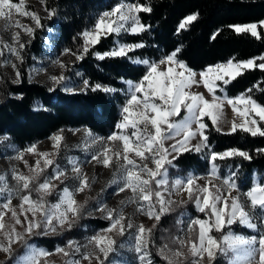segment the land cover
<instances>
[{
	"label": "snow or ice",
	"instance_id": "snow-or-ice-1",
	"mask_svg": "<svg viewBox=\"0 0 264 264\" xmlns=\"http://www.w3.org/2000/svg\"><path fill=\"white\" fill-rule=\"evenodd\" d=\"M151 11L150 5L139 2L117 4L110 11L103 12L91 30L80 34L83 44L80 51L74 55L77 59L82 60L90 48L99 43L103 35H119L121 31H130L133 34L146 31L148 26L140 22L139 13H150ZM13 12L20 16H28L34 21L36 27L41 26L39 16L25 10L24 0H19V3H13L12 0H0V18L11 22ZM48 15L51 17L54 12L49 11ZM197 18L198 13L186 16L180 21L177 32L186 29ZM15 26L22 27L18 20L15 21ZM230 27L237 34L250 33L259 39L261 35L258 27L264 28V20L246 25H231ZM24 31L32 35L34 29L24 27ZM13 40L18 45L17 48H12L0 41V49L8 47L17 59H22L18 49H22L24 45L19 42V33L13 36ZM143 47V43L120 44L117 42L111 50L104 53L96 52L94 55L100 60L129 58L130 52ZM180 51L181 49L177 47L172 52L165 53L158 61L135 60V63L145 65L146 71L136 82L125 81L128 85L127 99L121 110V120L115 125L116 131L106 138L93 137L91 132L87 133L92 143L99 142L101 144V149L91 155V160L106 168L115 167L116 169L113 179L108 182L109 185L118 184L117 194L126 190L132 193L127 201H121V207L118 210L108 209L106 206L98 208L105 214L104 218L108 219L110 224L101 233L90 237L89 244L94 250H98L105 259L114 250L113 246L115 245V240L108 237L106 233L116 229L119 234L123 235L125 227H133L131 223L127 225L124 223L123 206L126 203H136L138 211L156 221H159L161 215L169 210V206L174 203L170 199H165V194L161 191V189L167 190V168L165 166L172 163V160L168 159L172 153L179 155L182 151L201 152L207 149V159L211 164L210 176L216 179H220L217 175V160L233 156L249 160L252 158L248 152L239 149H228L223 152L212 150L205 134L208 127L205 118L211 120L217 131H222L220 122L224 118L223 107L227 104L232 107L234 116L240 118L239 123L235 118L231 122L229 130L231 133L240 130L253 137H264V124L260 123L264 122V105L258 104L250 95L243 93L237 97H228L224 93L223 87L217 83V81H222L226 85L246 69L264 70V56L235 63L234 58L229 59L226 63L210 65L197 73L179 59ZM2 54V50H0V55ZM60 66L66 67L63 64ZM12 67L16 68V65L13 64ZM16 77L18 81L20 77L18 69ZM65 79L64 75L51 77L53 84L56 85L61 84ZM84 85L85 88L91 87L92 91L100 90L106 93L116 91L115 88L99 83L90 86L87 80L84 81ZM193 85H203L211 98H206L203 93L191 91ZM218 90L224 94L218 95ZM248 92H251V89ZM239 105H243V107H238ZM132 109L137 111L133 113ZM181 111L185 113L183 118L173 119L179 116ZM254 117H259L260 122ZM128 129L132 130L130 134ZM176 137L182 138L176 139ZM197 137H199L198 142L194 145L191 144V141ZM50 139L53 141V153H38L36 145H30L15 157L23 159L26 151L39 158L35 165L29 168L32 175L19 173L16 169L12 170V178L16 181L14 188H9L5 175H0V191L9 193L6 201L0 204V252L7 254L11 260L14 244L21 243L26 249L25 254L19 257L15 264H45L43 258L51 253L30 246L25 237L54 233L58 227L66 226L71 229L84 208V205L77 203L75 195L86 189L90 190L92 183L95 182L94 178L90 179L82 171L78 161L69 158L73 172L71 178L73 184L71 188L64 186L57 189L53 182L59 180L63 184L64 179L62 178H67L66 170L60 168L51 157L59 154L63 137L57 133ZM173 139L176 142L169 148H165V141ZM257 151L264 153V149H257ZM172 159H176V156H173ZM41 161H43L42 165ZM149 163L153 167H149ZM25 165L28 166L27 161H25ZM48 168L52 169L51 174L44 176L41 181L40 177ZM234 176L233 173L223 180V184L229 189L237 187ZM197 179L199 177L190 174L186 178L175 180L172 185L177 193L187 192L189 200L195 203L197 210L206 215V219L196 218L190 221L188 233L198 230L195 235L187 236L185 240L180 241V247L187 246L191 257L197 258L193 259L192 264H201L205 254L210 261L214 260L217 252L224 255L232 252L234 256L230 264H253V261H256V264H264V232L260 233L259 238L256 236L245 237L231 231L225 232V228L234 223H239L250 229H257L258 225L253 222L250 211H246L245 204L241 203L238 197L222 196L220 188L212 184L211 180L200 186L196 184ZM33 192L37 194L35 199L32 198ZM53 193L57 195V201L49 203L46 197ZM13 194L20 199L19 211L11 204ZM245 195L250 201L252 209L259 208L264 212V183L254 184ZM144 202H147L146 207ZM8 213L11 214V224L5 221V216ZM18 225L23 231H17L16 226ZM155 227L156 225H153V228ZM213 230L220 232L221 236L213 237L211 234ZM151 233V228L146 229L143 225L137 226L136 251L143 253L142 264H145V261L146 264H151V261L147 260L148 253L146 252L147 237L151 236ZM166 249L167 245L160 250V254L164 256L168 264H179L178 258L184 253L178 249L171 252L169 256L166 254ZM55 251L58 254H63L64 257H70V255L80 252V246L69 241L66 248L58 247ZM81 258L92 264L93 253H81ZM95 259L99 264H104L99 255H96ZM65 264H81V260L66 259Z\"/></svg>",
	"mask_w": 264,
	"mask_h": 264
},
{
	"label": "trees",
	"instance_id": "trees-1",
	"mask_svg": "<svg viewBox=\"0 0 264 264\" xmlns=\"http://www.w3.org/2000/svg\"><path fill=\"white\" fill-rule=\"evenodd\" d=\"M45 11L39 16L41 26L36 29L30 47L22 51L29 63L40 51V38L50 31V43L55 54L70 49L78 53L83 44L81 33L92 28L102 12L110 11L121 1L139 2L151 6L150 13L140 12V22L146 31L137 34H110L100 38L82 60L75 62L82 78L95 84L115 88V92L83 91L68 93L58 87L49 90L46 86L28 81L20 69L17 83H11L0 73V137H6L12 144L24 149L44 140L65 128H85L94 134L107 136L115 130L119 121V106L126 93L125 81H138L146 71V66L135 63L137 59L158 61L165 53L177 47L181 49L179 59L196 72L210 65L226 63L234 58V63L264 56V28H259L261 38L250 33L237 34L231 25H246L264 20V0H37ZM54 15L49 17L48 12ZM198 13V18L186 29L177 32L178 25L186 16ZM215 36V38H213ZM143 43L128 54L129 58L97 59L94 53L111 50L116 43ZM1 71V69H0ZM228 97L247 94L258 104L264 105V70L246 69L228 84L217 81ZM251 89V92L248 90ZM224 93L217 91L218 95ZM179 115L177 118L181 117ZM208 127L205 134L212 150L223 152L239 149L252 157L244 159L233 156L217 160L218 173L229 177L233 173L239 194L247 193L254 185L264 183V137L251 136L237 130L235 133L217 131L205 118ZM207 149L201 152H184L172 161V175L205 174L210 167ZM253 222L258 225L255 232L229 226L233 233L246 236L264 232V214L259 208L251 213ZM86 227L93 230L104 229L106 222L98 219L86 220ZM60 239L37 238V245L53 250ZM157 263L161 264L159 258ZM212 264H223L217 259Z\"/></svg>",
	"mask_w": 264,
	"mask_h": 264
},
{
	"label": "rangeland",
	"instance_id": "rangeland-1",
	"mask_svg": "<svg viewBox=\"0 0 264 264\" xmlns=\"http://www.w3.org/2000/svg\"><path fill=\"white\" fill-rule=\"evenodd\" d=\"M13 3H19V0H12ZM130 4L125 1H121L119 4ZM25 10L29 12H34L38 16H44L45 11L42 8L41 4L37 0H24ZM103 13V12H102ZM101 13V14H102ZM100 14V15H101ZM99 15V17H100ZM98 17V18H99ZM19 21V24L22 27H16L15 21ZM6 25H9L6 27ZM24 27H31L34 29L32 35H29L24 31ZM40 27H36L34 21L28 16H20L13 12V18L10 22L5 18H0V41L4 44L17 48L18 45L14 42L13 36L16 33H19V42L24 45L22 49H18L20 56L22 59H17L15 55H13L8 47H3L2 55H0V73L4 74L5 77L11 83H17L16 71L17 69L20 72L22 69L28 79V81L33 83H38L46 86L49 90L58 87L64 92L75 93L85 90L84 79L82 78L80 72L75 67V62L77 60L76 55L73 52H66L63 50L60 54H55L53 51L52 44L50 43V36H52L50 31H46L40 38V53L31 58V61L28 63L25 57L22 56V51L27 47H30V43L34 37L36 29ZM93 28V27H92ZM89 28L87 30H91ZM86 31V30H85ZM127 33L133 34L130 31H121L120 34ZM106 36V35H103ZM102 36V37H103ZM59 62V63H57ZM15 64L16 68H13L12 65ZM60 64L65 65L66 67L62 68ZM196 72V71H195ZM199 73V72H197ZM64 75L66 79L59 85L53 84L51 77L52 76H60ZM1 82V78H0ZM193 92L203 93L206 98L210 99V95L207 93V90L203 85L196 86L193 85L191 88ZM128 85L126 84V93L124 94L123 103L119 106V121L121 120V110L127 99ZM238 107H243V105H239ZM133 113L137 111L136 109H132ZM224 118L220 122V127L224 133H230L231 122L233 119H236V122H240V118L238 116H234L232 111V107L230 105L225 104L223 107ZM181 117H174L175 120H180L183 118L185 113L181 111ZM259 121V117H254ZM211 122L210 119L206 118ZM118 121V122H119ZM264 124V122H260ZM195 127V126H194ZM116 131V127L115 130ZM113 131V132H114ZM128 133H131V129L127 130ZM91 132L85 128H65L61 129L55 134L59 133L62 135L63 140L61 141V149L58 155H54L51 158L55 160V162L60 166V168L66 170L67 178L64 179V183L61 184L59 180L54 181L53 183L56 185L57 189L63 188L64 186H68L71 188L73 181L72 176L73 172L71 170V165L69 164V158H74L79 162L82 171L91 179L94 178L95 182L92 183L90 190H85L84 192L77 193L75 195V199L78 204L84 205L82 214L79 219L75 221L74 226L71 229H68L66 226L64 228H57L56 232H49L47 235H31L26 236L28 244L32 247L44 249L51 253V255L43 258L45 264H65L66 259H77L81 260V264H89L87 260H83L81 258V253L84 252H92L93 259L92 264H99V262L95 259L96 255L100 256V259L104 261V264H142L141 257L143 255L142 252L136 251V229L137 226L143 225L146 229L151 228L152 233L151 236L147 237V247L146 252L148 253L147 260L151 261V264H160L157 263L156 258H159L161 264H168V261L160 254V250L167 245L166 254L169 256L171 252L176 250H180L184 253L183 256L179 257V264H192L193 258L191 257L188 247L185 246L183 248L180 247V241L186 239L187 236L195 235L196 231L193 233H188V225L190 221L200 218L206 219L205 213H201L197 210L195 203L189 200L187 192L180 191L177 193L172 185L175 180L182 179L188 177L190 174L199 179L196 180V184L203 186L209 180H211L212 184H215L221 190V195L224 197H238L240 202L245 204L246 211L253 212L254 209L251 208L250 201H248L245 194L240 195L237 188L229 189L226 185L223 184V180L228 177H222L219 175L217 171V175L220 179H216L215 177L210 176L211 165L209 170L202 175L197 174H187L186 176L180 175H172L171 170L169 171L170 165H166L167 168V190L161 189V191L165 194V199H170L174 203L169 206V210H166L162 215L159 221L155 219H149L148 216L142 214L137 210L138 205L136 203H126L123 206V216L125 217L124 223L127 225L131 223L133 227L127 228L125 227L124 234L121 235L116 229H113L111 232L106 233L108 237L115 240V245L113 246V251L109 253L108 257L105 259L102 254L98 252V250H94L92 245L89 244V238L101 233L104 229L109 227L110 221L104 218V213L98 210L101 206H106L108 209H120L121 201H127V199L132 195V193L128 190L124 192H120L117 194L118 184L109 185V181L113 179V173L116 171L115 167L106 168L101 164L96 163L91 160V155L98 150L101 149V144L99 142L92 143L91 138L87 136V133ZM93 137H102L106 138L107 136H100L92 133ZM111 134V133H110ZM109 134V135H110ZM54 135V134H53ZM51 135L50 137H52ZM50 137L38 141L31 145H36V151L38 153H53V141ZM182 137H176V139H181ZM199 137L191 141V144L197 143ZM176 142L175 139L167 140L164 143L165 148H169L172 144ZM30 146V145H29ZM28 146V147H29ZM28 147L24 149L18 148L16 145L12 144L6 137H0V175H5L6 182L9 188H14L16 186V181L12 178V170L16 169L19 173H23L25 175H32L29 171L31 166H34L36 160L39 158L37 155L29 152H24L23 159H16L15 157L19 152L24 151ZM87 148V150H85ZM184 152H195V151H182ZM180 153V154H181ZM173 156H178L176 153H172L168 159H172ZM25 161H27V165H25ZM43 161H41V165ZM149 167H153L151 163H149ZM218 169V168H217ZM52 172L51 168H48L44 171L43 175L40 177L42 181L44 176L50 175ZM253 183H258V177L254 176ZM211 186V185H210ZM155 187V185H153ZM169 193H171L169 195ZM230 194V196H229ZM9 193L7 191H0V204L4 203L8 197ZM36 193H32V198H36ZM57 195L53 193L52 195L46 197L49 203H55L57 201ZM87 201V202H86ZM86 202V203H85ZM11 204L14 208L19 211L20 199L18 196L13 194ZM145 207L147 206V202H144ZM264 214V212H262ZM264 216V215H263ZM89 219H98L103 222H106L107 227L104 229L93 230L86 227V220ZM5 221L9 224L12 223L11 214L8 213L5 216ZM153 225H156L153 228ZM231 226H238L240 228H246L252 232H255L256 229L247 228L244 225L239 223H234ZM229 227V226H228ZM226 227L225 232L230 231ZM17 231H23V229L18 225L16 226ZM263 232L260 230V233ZM213 237L219 238L221 236L220 232H216L213 230L211 233ZM237 235H241L239 233H235ZM259 235H255L259 238ZM245 237H252L246 236ZM58 238L60 239L59 244L53 250H47L44 247L37 245V238ZM69 241H73L75 244L80 246V252L74 253L70 255V257H64L63 254L56 253V248H66ZM87 245V247H85ZM26 252V249L21 243H16L12 246V258L9 260L7 254L0 252V262L3 264H15L16 260L23 256ZM234 254L229 252L227 255L217 252L214 260H209L207 258V254L204 255L201 260V264H212L217 259H221L223 264H230V261L233 259ZM258 260V256L256 258ZM146 264V261H145ZM253 264H256V261H253Z\"/></svg>",
	"mask_w": 264,
	"mask_h": 264
}]
</instances>
